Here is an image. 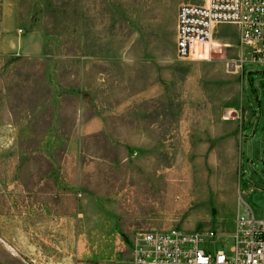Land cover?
I'll list each match as a JSON object with an SVG mask.
<instances>
[{
	"label": "rangeland",
	"instance_id": "374dc122",
	"mask_svg": "<svg viewBox=\"0 0 264 264\" xmlns=\"http://www.w3.org/2000/svg\"><path fill=\"white\" fill-rule=\"evenodd\" d=\"M178 4L0 0V264H133L142 232L231 235L238 207L222 184L264 191V66L232 61L216 39L237 36L227 24L211 58L179 59ZM243 91L261 117L236 173L212 134L245 120ZM250 205L264 217V194Z\"/></svg>",
	"mask_w": 264,
	"mask_h": 264
},
{
	"label": "built area",
	"instance_id": "2783aa9c",
	"mask_svg": "<svg viewBox=\"0 0 264 264\" xmlns=\"http://www.w3.org/2000/svg\"><path fill=\"white\" fill-rule=\"evenodd\" d=\"M236 25L240 29L243 59L264 66V0H204L183 3L178 11L177 55L183 60L212 57L215 27ZM234 245L215 253L209 244ZM205 246V247H204ZM133 264H264V217H257L246 201L235 219L231 235L215 229L183 231L150 230L135 240Z\"/></svg>",
	"mask_w": 264,
	"mask_h": 264
},
{
	"label": "crops",
	"instance_id": "0c3cea01",
	"mask_svg": "<svg viewBox=\"0 0 264 264\" xmlns=\"http://www.w3.org/2000/svg\"><path fill=\"white\" fill-rule=\"evenodd\" d=\"M187 0H177V2L179 3L175 13L173 14L172 20H173V24L177 30V24H178V11H179V7L181 4V2H184ZM181 3V4H180ZM221 25V24H220ZM220 25H217L215 27V32L217 31V27H219ZM230 27H234L238 30V34L237 36H229V37H224V38H217L216 37V33L214 34V39L216 37V39L223 45H227L230 49L228 50L229 53L232 55V61H240V59H237L238 55H241L240 52H244L243 49L240 46V29L236 26V25H231V24H227ZM233 28V29H234ZM218 42V43H219ZM176 51H177V46H176ZM178 56V55H177ZM179 58V57H178ZM180 59V58H179ZM183 60V59H181ZM207 66L211 65L210 63H205ZM242 69H243V65H242ZM244 75V72H242V76ZM250 77V82L253 85V90H255L254 88V79L251 75H249ZM260 86H264V79H259L258 80ZM244 96H243V103L245 105V111H246V115H245V120L244 121H238L237 118L238 116L236 115L234 118L235 120L229 121V122H223L222 125H218V126H224L223 129L227 130L228 132H225L223 134L221 133H216V134H212V137L215 138L218 141L221 142H225L228 141L229 145L233 148L237 159L235 161V165L234 167L232 166L231 169H234V171L237 173L238 170H240V167L242 165L241 162V158L240 156L243 155L244 152L247 153L248 157H249V161H251V156H252V149H247V144L249 143V145H251V139L249 134H247L245 131L251 128V125L254 121L255 118L257 117H261V115L256 112V110L251 106L249 98L247 95H245V92L243 91ZM254 94L256 95L257 92L255 91ZM236 109V108H235ZM187 129H197L200 130L204 127H202V125L200 124H195V125H186ZM211 126L213 127L212 129H216L215 126H217V124L212 123ZM193 135V134H192ZM200 134L197 133L196 136L198 137ZM230 168V167H229ZM229 185V193L232 194L233 197V202H235L236 207L237 208V212L239 213L240 209H241V203L243 201L248 202L249 204L252 201V195L255 193H262L264 194V191L260 188H256L253 185H251L249 182L247 181H243L241 178H238L230 183H224L222 184L221 189L222 190H218L220 191H225L224 187H228ZM215 195L214 197H211L214 202L215 199ZM216 200V199H215ZM216 204V202H214ZM217 207H220L218 204H216ZM238 214H236L235 219L237 217ZM234 219V220H235Z\"/></svg>",
	"mask_w": 264,
	"mask_h": 264
},
{
	"label": "bare ground",
	"instance_id": "6f19581e",
	"mask_svg": "<svg viewBox=\"0 0 264 264\" xmlns=\"http://www.w3.org/2000/svg\"><path fill=\"white\" fill-rule=\"evenodd\" d=\"M231 66L233 68V72H236L238 70V68H239V65L236 64V63L232 64Z\"/></svg>",
	"mask_w": 264,
	"mask_h": 264
}]
</instances>
